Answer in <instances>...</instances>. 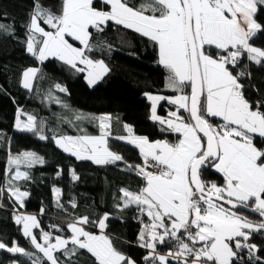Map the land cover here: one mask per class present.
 <instances>
[{
  "label": "snow or ice",
  "instance_id": "1",
  "mask_svg": "<svg viewBox=\"0 0 264 264\" xmlns=\"http://www.w3.org/2000/svg\"><path fill=\"white\" fill-rule=\"evenodd\" d=\"M96 3L103 7L97 8ZM261 5L264 0H141L136 7L127 0H61L58 13H54L35 0L26 25V48L37 60L53 57L77 71L86 68L88 83L93 85L109 69L103 61L85 55L93 48L91 29L103 32L102 26L113 22L152 42L158 49V63L168 73L166 87L178 93L171 98L147 95L151 101L150 118L166 125L161 131L174 133L175 142H150L146 137L133 136L127 125L129 137L118 138L136 146L142 157V164L132 170L143 184L137 192L120 191L125 208L135 205L148 218L139 234L140 246L150 250L144 257L146 261L151 258L158 264H169L170 260L177 264H235L239 251L248 249L251 256L256 248L247 242L252 232L264 230V147L256 143L259 138L264 145V111L260 110L264 104L254 110L240 83L245 71L234 75L233 70L245 56L258 65L264 64V50L250 43L264 31L255 18ZM41 21L49 30L41 26ZM10 27L0 23V32L11 34ZM78 64L85 68H78ZM36 72L29 68L22 74L25 89H31ZM56 87L66 91L60 85ZM165 99L177 106L167 119L156 113L158 102ZM20 115L18 111L16 128L33 132L36 118L29 115L27 122H22ZM109 119L99 118V136L53 137L55 144L77 160L97 165L122 161L121 155L107 147ZM39 138L47 139L44 135ZM8 162L17 166L44 163L31 152L10 156ZM209 170L218 173L223 184L205 182L203 176ZM21 178L28 179L27 173L17 170L12 177ZM72 179H78L74 172ZM53 191L58 193L59 189ZM9 192L23 206L28 193L18 188ZM71 206L75 208V202ZM240 209L257 214L260 221L238 214ZM108 218L105 214L98 219L100 234L85 229L84 225L91 223L89 217L76 218L67 225L69 238H53L47 231L38 238L33 232L40 227L35 216L16 215L15 223L22 224L23 236L42 254L32 264H64L55 253L62 252L71 259L80 250L90 254L93 264H135L104 233ZM168 240L175 241V250L157 252V245ZM0 249L33 255L15 243L8 247L0 242Z\"/></svg>",
  "mask_w": 264,
  "mask_h": 264
},
{
  "label": "trees",
  "instance_id": "2",
  "mask_svg": "<svg viewBox=\"0 0 264 264\" xmlns=\"http://www.w3.org/2000/svg\"><path fill=\"white\" fill-rule=\"evenodd\" d=\"M127 2L136 7L141 0ZM34 3L35 0H0V23L11 26V34L0 32V189L3 190L0 195V242L8 247L15 243L33 253L28 257L0 249V264H32V260L42 256L23 236L22 226L15 223L18 214L36 217L40 227L33 232L38 238L42 231L51 233L53 238L58 235L69 238L71 234L67 225L84 216L91 221L84 225L86 230L96 231L98 219L108 214L104 233L113 240L118 251L135 264H143L146 252L140 246L137 224L131 221L137 207L125 208L120 191L128 189L137 192L143 184V180L132 170L142 164V157L139 149L127 139L118 138L128 137L127 125L133 136L146 137L151 142H175L174 133L161 131L166 125L150 118L151 103L146 95L158 92L172 96L178 93L166 87L168 73L158 63V50L152 42L113 22L102 26L103 32L91 29L90 43L93 48L85 55L94 61H103L109 69L95 84L88 85L85 71H77L58 59L37 60L26 48V25ZM39 3L58 13L61 0H39ZM96 7L102 8L103 5L96 3ZM255 18L264 26V5L258 6ZM41 26L49 30L42 21ZM250 43L264 50V31L258 32ZM77 67L85 68L80 64ZM29 68H35L37 72L31 89H25L22 74ZM241 70L246 73L240 79L244 85V96L255 109V102L264 104V64L258 65L245 56L233 74ZM56 85L66 91H59ZM173 108L165 99L159 102L157 111L165 118L169 109ZM260 110L264 111V107ZM18 111L36 118L33 132L16 129ZM104 115L110 117L106 129L109 133L106 136L107 147L121 155L122 161L97 165L90 160H77L55 144L53 137L101 134L99 118ZM77 116L81 119H76ZM209 119L213 123L219 122L215 118ZM40 135L47 139L41 140ZM256 143L264 147L259 138ZM25 152L34 153L44 163L36 162L31 166L26 163L18 166L9 164L10 156ZM16 169L27 173L28 179H12ZM73 172L78 179H72ZM203 179L207 183L223 184L222 177L213 170L205 172ZM12 188L28 193L23 198V206L10 195L9 189ZM54 188L59 189L58 197L53 193ZM73 202L75 208L71 206ZM237 211L253 222L260 221L252 213ZM247 243L256 246L254 257L260 259L249 260L240 253V264H264V230L252 232ZM55 255L64 264H93L85 250H80L71 259L65 258L62 252ZM235 264L239 263L235 261Z\"/></svg>",
  "mask_w": 264,
  "mask_h": 264
},
{
  "label": "built area",
  "instance_id": "3",
  "mask_svg": "<svg viewBox=\"0 0 264 264\" xmlns=\"http://www.w3.org/2000/svg\"><path fill=\"white\" fill-rule=\"evenodd\" d=\"M255 105H256V107H257L258 103L255 102ZM140 178H141V177H140ZM146 219H147V216L141 214L138 210H135V212L132 214V217H131V221L136 222L137 224L139 223L141 228L144 227V224H145V223H148V222H149V221L146 220ZM165 244L170 245L171 248L174 249L175 241L168 240V241H166ZM165 244H163V245L158 244V246H157V252H159L160 254H166V253H165V250H164V248H163L164 246H166ZM159 245H160V247H159ZM144 250H145L144 252H146V253H145V256H146L150 250H148V249H146V248H144ZM240 253H243V254H244V257L247 258V259H249V260H250V259L253 260V261L256 260V257H254L255 254L252 252V254H251V256H250V253H249V250H248V249H244V250H242V251H239V254H238V255H240ZM145 256H144V257H145ZM241 259H242V258L236 259V262H238V263L240 264ZM141 263H143V264H158V261L152 260L151 258H150L149 260L146 261V260L143 258V260H142Z\"/></svg>",
  "mask_w": 264,
  "mask_h": 264
},
{
  "label": "rangeland",
  "instance_id": "4",
  "mask_svg": "<svg viewBox=\"0 0 264 264\" xmlns=\"http://www.w3.org/2000/svg\"><path fill=\"white\" fill-rule=\"evenodd\" d=\"M76 43H78V42H76ZM77 46V45H76ZM81 47H82V45H81ZM147 95H159V96H164V97H169V98H171V97H174L175 95H178V94H175V95H172V96H168V95H165V94H161V93H148ZM146 95V96H147ZM159 102H161V101H159ZM159 102H158V104H157V108H158V105H159ZM151 103V102H150ZM177 109H169V111L167 112V113H169L170 111H176ZM255 110V109H254ZM156 113H157V115L158 116H160L159 115V113H158V111H157V109H156ZM151 114V113H150ZM161 117V116H160ZM161 118H163V117H161ZM168 118V115L164 118V119H167ZM20 119H21V121H22V116L20 115ZM23 122V121H22ZM27 122V121H26ZM100 134H98V135H96V136H99ZM90 136H95V135H90ZM105 139H106V141H107V137H105ZM54 140V139H53ZM55 142V141H54ZM153 142H155V141H153ZM108 146V145H107ZM109 148V147H108ZM61 150H63V149H61ZM109 150L110 151H112L110 148H109ZM113 152V151H112ZM135 171V170H134ZM135 173H136V171H135ZM54 189H57V188H54ZM54 193V195L56 196V197H58V195H59V192L57 193V192H53ZM135 210H138V209H135ZM18 215H31V214H18ZM31 216H34V215H31ZM104 216V215H103ZM102 216V217H103ZM101 217V218H102ZM146 220H148V218L146 219ZM136 223V222H135ZM137 224V223H136ZM22 225V224H21ZM141 230H142V228L140 227V224L138 223L137 224V233H138V235L140 234V232H141ZM89 231V230H88ZM162 231V230H161ZM22 232H23V230H22ZM91 232V231H90ZM92 233H95V234H100V229H99V227H98V223H97V228H96V231H92ZM59 236V235H58ZM64 238V237H63ZM53 242H55L54 240H53ZM166 246H164L163 248H164V250H165V253H168L169 252V250H175V249H173V248H171V246L170 245H168V244H165ZM158 246V245H157ZM159 247H160V245H159ZM143 260V259H142ZM171 261H175V260H171Z\"/></svg>",
  "mask_w": 264,
  "mask_h": 264
},
{
  "label": "crops",
  "instance_id": "5",
  "mask_svg": "<svg viewBox=\"0 0 264 264\" xmlns=\"http://www.w3.org/2000/svg\"><path fill=\"white\" fill-rule=\"evenodd\" d=\"M80 47H81V45H80ZM158 50V49H157ZM85 80H86V82L88 83V79H87V77H88V71H87V69L85 68ZM32 79H33V77L31 78V83H32ZM22 80H23V78H22ZM99 80V79H98ZM97 80V81H98ZM96 81V82H97ZM88 85H89V83H88ZM167 100V99H166ZM151 102V101H150ZM175 108H173V109H177V106L176 105H173ZM21 116H22V121L23 122H26L27 121V116L28 115H25V114H23V113H21ZM105 116V115H104ZM106 124L108 125V120L106 121ZM15 126H16V124H15ZM16 129H18V128H16ZM18 130H20V129H18ZM132 134V133H131ZM133 135V134H132ZM74 137V136H73ZM76 137V136H75ZM128 137H129V133H128ZM151 142V141H150ZM136 147V146H135ZM141 156V155H140ZM17 170H19V169H16V171ZM14 173V175H15V172H13ZM37 220V219H36ZM22 226V225H21ZM86 229V228H85ZM71 234V233H70ZM233 247H234V245H233ZM235 249V248H234ZM169 264H177V262L176 261H169Z\"/></svg>",
  "mask_w": 264,
  "mask_h": 264
},
{
  "label": "water",
  "instance_id": "6",
  "mask_svg": "<svg viewBox=\"0 0 264 264\" xmlns=\"http://www.w3.org/2000/svg\"><path fill=\"white\" fill-rule=\"evenodd\" d=\"M240 210H242V209H240ZM243 211H246V210H243ZM248 212V211H247ZM250 213V212H249ZM253 214V213H252ZM253 215H256L257 217H259L257 214H253ZM260 219H261V217H259Z\"/></svg>",
  "mask_w": 264,
  "mask_h": 264
}]
</instances>
